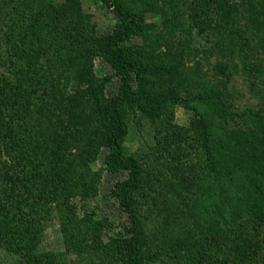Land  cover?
I'll use <instances>...</instances> for the list:
<instances>
[{
	"label": "trees",
	"instance_id": "obj_1",
	"mask_svg": "<svg viewBox=\"0 0 264 264\" xmlns=\"http://www.w3.org/2000/svg\"><path fill=\"white\" fill-rule=\"evenodd\" d=\"M95 1L115 18L104 34L94 32L81 0H0V249L17 264H53L55 255L39 248V213L57 194L66 199L78 188L85 195L83 176L74 174L93 160L98 142L106 170L126 173L109 189L126 216L107 248L121 264L158 256L148 248L142 212L156 208L159 190L173 183L201 189L190 204L193 231L173 242L192 253L184 261L180 252L170 254L171 264H264V109L234 113L213 86L186 91L182 62L157 52L158 45L127 44L148 33L152 15L176 27L182 12L188 33L229 42L240 36L235 0ZM243 1L264 35V0ZM94 56L118 80L108 97L109 75L93 77ZM175 105L187 113L186 126L173 122ZM129 109L151 126L158 166L126 154ZM235 117L240 126L220 124ZM165 222L174 224L168 216Z\"/></svg>",
	"mask_w": 264,
	"mask_h": 264
},
{
	"label": "rangeland",
	"instance_id": "obj_2",
	"mask_svg": "<svg viewBox=\"0 0 264 264\" xmlns=\"http://www.w3.org/2000/svg\"><path fill=\"white\" fill-rule=\"evenodd\" d=\"M235 3V27L239 29L240 36H231L229 42L221 38L222 40L218 39L220 43L216 44L214 37L198 34L194 29H190L188 33L187 20L182 12L183 18L176 27L161 26L159 15H152L149 21L154 26L148 33L131 38L127 44L134 47L158 45L157 52L166 53L167 59L174 57L182 62L181 67L187 77L184 90L201 91L213 86L223 91L226 104L234 113L261 111L264 109V35L248 19L250 8L246 2L235 0ZM81 8L88 15L96 34L106 33L115 22L114 16L95 0H81ZM91 71L96 80L109 75L104 97L111 95L118 80L108 64L101 57L94 56ZM187 116L179 106L173 107L175 124L186 126ZM126 118L128 133L123 142L126 154L145 156L150 163L158 166L151 160L150 152L154 140L148 121L135 109L127 110ZM241 121V118L235 117L234 120L220 124L240 126ZM91 152L94 153L93 160L86 167L79 166L74 174L81 173L83 176L87 186L85 195L81 196L78 188H74L73 194L66 199L65 194H57L43 207L44 211L39 213L40 219L44 216L39 248L55 255L53 264H121L107 248L111 239L118 237L120 225L125 223L126 216L118 207L116 199L109 195V189L115 181L123 179L126 173L106 170L103 164L106 149L98 142L93 144ZM71 153H78V149L71 147ZM71 179L77 181L76 176ZM173 187L159 190L161 195L155 197L156 208L151 212H142L151 205L150 201L145 202L141 209L142 215L147 214L143 221L148 236V248L158 251L155 260L148 262L150 264H171L168 261L170 254L176 251L182 254L183 261L192 253L191 250H185V247L177 249L173 242L175 238L183 237V231H193L189 216L190 204L193 193L201 188L194 186L187 192L176 183H173ZM156 192L151 194L156 195ZM166 216L173 219V225L169 226L165 222ZM153 232L154 236L151 235ZM66 235L69 238L67 242L63 240ZM0 264L17 263L10 254L0 249Z\"/></svg>",
	"mask_w": 264,
	"mask_h": 264
}]
</instances>
